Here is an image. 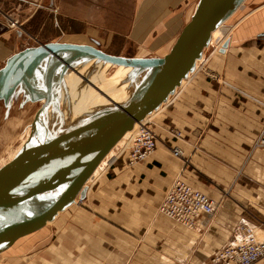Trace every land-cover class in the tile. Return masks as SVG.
I'll use <instances>...</instances> for the list:
<instances>
[{
    "label": "crops",
    "instance_id": "obj_1",
    "mask_svg": "<svg viewBox=\"0 0 264 264\" xmlns=\"http://www.w3.org/2000/svg\"><path fill=\"white\" fill-rule=\"evenodd\" d=\"M196 2L121 0L112 7L116 26L108 30L109 45L114 37L125 47L135 43L166 53ZM89 4L84 0L83 12L79 3L73 12L46 13L55 28L62 29L59 22L78 24L82 30L75 33L86 36L96 29L90 10L99 8L102 17L101 4ZM34 10L31 0H0V68L25 39L20 31ZM103 16L108 18L107 12ZM8 19H16L17 27H8ZM226 21L229 29L221 34L227 35L203 50L197 68L149 115L154 151L128 165L117 143L88 179L83 197L0 254V264H220L211 257L238 224L256 227L264 236V147L254 146L264 122V0H244ZM169 146L180 149L181 158ZM177 177L214 201L211 213L196 215L194 228L158 210ZM253 264H264V256Z\"/></svg>",
    "mask_w": 264,
    "mask_h": 264
},
{
    "label": "water",
    "instance_id": "obj_2",
    "mask_svg": "<svg viewBox=\"0 0 264 264\" xmlns=\"http://www.w3.org/2000/svg\"><path fill=\"white\" fill-rule=\"evenodd\" d=\"M244 0H197L189 19L161 56H122L85 43L50 41L13 53L0 68V98L6 102L22 84L31 100L39 95L27 77L48 57L71 53L72 59L95 58L112 65L146 69L127 98L94 111L55 130H37L11 159L0 165V254L38 231L59 211L83 197L87 181L111 148L164 104L208 46L211 33ZM227 44H221L223 50ZM72 58V59H71ZM49 88L37 116L48 105Z\"/></svg>",
    "mask_w": 264,
    "mask_h": 264
},
{
    "label": "rangeland",
    "instance_id": "obj_3",
    "mask_svg": "<svg viewBox=\"0 0 264 264\" xmlns=\"http://www.w3.org/2000/svg\"><path fill=\"white\" fill-rule=\"evenodd\" d=\"M35 7L33 15L23 24L25 31H20L25 36V39L22 43L18 44L16 47L13 48L12 52H18L26 47H32L41 43H46L50 41H59L65 42L69 41L71 37L80 38L78 41L79 43H85L92 46H95L107 53L122 55V56H137L139 53H147V56H161L166 49H159V50H151L148 51L147 47H141L135 43H130L128 47H125L123 41H118L112 38L113 45H109L107 36L108 30L114 28L116 26V22L114 17H112V7L116 5L117 2L121 0H88L90 2L89 5L92 4H101V15L102 17H98L97 14L99 13L100 9L90 12L94 13V18L92 23L96 26V29L91 31V34H86V36H82L79 33H75L77 30H82L81 25H67L64 23L63 25L61 22V28H55V22L48 15L46 12L49 10L51 11H58L60 13H66L68 10H72L73 6L76 4L81 3L82 7H80L81 12L85 9L84 0H31ZM38 5V6H37ZM44 7V9H42ZM89 8V7H88ZM95 9V8H91ZM107 12L108 18H104V14ZM42 15V16H41ZM48 15V16H47ZM16 18V17H14ZM17 19V18H16ZM101 26V30L98 27ZM223 28L227 27L229 29V24L227 21L222 23ZM21 27V26H20ZM27 28V29H26ZM23 30V29H22ZM27 30V31H26ZM70 31V32H69ZM72 32V33H71ZM228 31L223 34H218L213 36L210 39L208 46L206 47L211 48V45L219 44L222 39L227 35ZM126 43V42H125ZM119 45V46H117ZM121 45V46H120ZM205 48V49H206ZM71 56V53H60L56 57H49L47 59V64L45 66L44 72L42 73V85L37 84L36 75L33 74L27 77L28 84L30 87L36 89V94L39 95V98L36 100H31L30 94L27 90L24 89L22 84H19L13 94L8 98L6 102H4L0 98V165L6 162L13 154H15L29 139L33 137L37 130H55L62 125L70 123L73 120H77L79 118L75 117H67L65 120H58L65 112L59 108L60 107V90H61V71L64 69L65 65L63 64L62 60H66ZM44 59V60H45ZM87 57H79L76 59L77 63H81L86 61ZM198 60L195 63V66L192 71H194L198 66ZM71 64V62L69 63ZM67 69V68H66ZM65 69V71H66ZM103 79H108L111 76L118 78L122 76V89L123 92H128L133 85L137 82H140L143 77L146 75V69H135V68H125L122 66L117 65H105L99 67ZM64 71V72H65ZM189 75V74H188ZM113 84V83H112ZM114 85V84H113ZM49 88L50 93V100L48 105L45 109H57L60 111L58 115H51V114H38L37 116V125L33 126V119L36 112L39 110L40 106L44 102L43 94H45V89ZM77 105L74 106L72 111H77ZM94 112L90 111V113ZM128 133H125L124 136L117 142L116 148L120 150L125 141V137ZM116 143V144H117ZM114 151H116L114 149ZM106 166V165H105ZM96 174V172H95ZM93 173L92 177L95 175ZM91 180H88L89 183ZM86 183V184H87ZM88 185V184H87ZM79 197H77L78 199ZM255 230L258 236L263 237V235L257 230Z\"/></svg>",
    "mask_w": 264,
    "mask_h": 264
},
{
    "label": "built area",
    "instance_id": "obj_4",
    "mask_svg": "<svg viewBox=\"0 0 264 264\" xmlns=\"http://www.w3.org/2000/svg\"><path fill=\"white\" fill-rule=\"evenodd\" d=\"M16 19H8L7 26L16 28ZM149 115L136 122L131 132L125 137L121 153L127 156L128 165L144 160L151 154L156 145L157 138L154 129L149 125ZM178 138L180 133L172 131ZM255 147H264V122L254 141ZM174 157L181 158V151L176 146H169ZM214 209V201L204 192L192 187L180 178H175L165 193L158 210L171 220L187 227L196 226V215L209 214ZM264 256V236H258L255 227L247 224H238L231 240L221 247L211 257L213 263L220 264H253ZM100 264H111L101 262Z\"/></svg>",
    "mask_w": 264,
    "mask_h": 264
},
{
    "label": "bare ground",
    "instance_id": "obj_5",
    "mask_svg": "<svg viewBox=\"0 0 264 264\" xmlns=\"http://www.w3.org/2000/svg\"><path fill=\"white\" fill-rule=\"evenodd\" d=\"M222 31L223 26L221 24L212 31L211 38L218 34L221 35ZM47 59H49V57ZM47 59L43 60L35 68L34 74L36 75L38 85H42V73L44 72L45 66L47 64ZM76 59H79V57L71 60V64L67 66L66 71L61 76L62 80L59 97V108H61L65 113L59 117L58 120H65L70 116L81 118L88 115L90 111H97L104 107L110 106L113 103H119L125 100L129 93H131L132 89H134L139 83L137 82L135 85H133L128 92H123L122 83L120 82L123 75L119 76L118 78L111 76L108 79H103V75L99 69L101 66L112 64L95 58H88L84 62L77 63ZM125 68L129 69V67ZM183 81L184 80H182V82ZM46 94L47 92H45L43 96ZM75 105H77V111H72ZM130 132L131 130L126 133L129 134ZM13 155L9 159H11ZM95 172H97V168H95L93 171L94 174Z\"/></svg>",
    "mask_w": 264,
    "mask_h": 264
}]
</instances>
